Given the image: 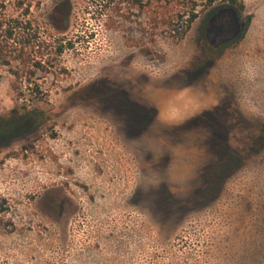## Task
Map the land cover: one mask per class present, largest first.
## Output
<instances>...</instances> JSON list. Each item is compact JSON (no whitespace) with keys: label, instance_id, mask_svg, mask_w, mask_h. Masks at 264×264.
<instances>
[{"label":"rangeland","instance_id":"1","mask_svg":"<svg viewBox=\"0 0 264 264\" xmlns=\"http://www.w3.org/2000/svg\"><path fill=\"white\" fill-rule=\"evenodd\" d=\"M243 1L147 58L70 0L45 96L0 70V264H264V0Z\"/></svg>","mask_w":264,"mask_h":264},{"label":"trees","instance_id":"2","mask_svg":"<svg viewBox=\"0 0 264 264\" xmlns=\"http://www.w3.org/2000/svg\"><path fill=\"white\" fill-rule=\"evenodd\" d=\"M106 26L121 33L124 43L147 58L161 51L159 43L181 42L196 20L216 6L242 12L243 0H93ZM49 8L47 16L45 11ZM70 0H0V70L11 78L19 96L33 104L45 96L41 81L50 74L64 76L55 65L71 40ZM250 18L245 21V29ZM8 125L3 126V130ZM256 143L264 144V130ZM250 153L257 152L251 145ZM2 206V205H1ZM3 208V207H2ZM4 210L8 208L5 207ZM6 213L3 214V218ZM14 227L0 218V228Z\"/></svg>","mask_w":264,"mask_h":264}]
</instances>
